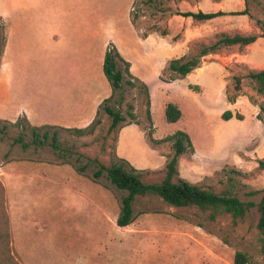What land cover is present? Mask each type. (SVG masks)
I'll use <instances>...</instances> for the list:
<instances>
[{"label":"rangeland","instance_id":"1","mask_svg":"<svg viewBox=\"0 0 264 264\" xmlns=\"http://www.w3.org/2000/svg\"><path fill=\"white\" fill-rule=\"evenodd\" d=\"M145 1L137 0L131 12L137 17L133 27L139 35L156 34L150 41L149 82H144L152 94V125L145 116L144 95L136 89L125 86L109 105L124 116L131 105L144 131L152 127V136L158 140L172 134L164 118L165 105H177L183 112L180 126L195 149L193 155L179 158L180 177L216 192L228 188L230 180L241 201L258 203L264 190V167L260 165L264 161V97L254 91L246 75L264 69V40L252 50H223L202 59V71L162 82L160 76L165 80L172 76L170 60L191 57L202 43L193 37L198 22L173 14L196 13L205 9L209 0H158L153 5ZM246 1L245 18L251 27L238 22L236 27L261 35L264 0ZM214 2L230 16L218 19L214 29L231 32L232 18L239 19L230 15L238 12L237 3ZM162 31L167 35L161 36ZM1 48L0 37V56ZM234 76L242 79L239 92L233 90ZM188 84L200 86L201 92L195 96L187 93ZM227 110L244 119L223 120ZM98 119L101 123L91 135L77 137L64 130H49L48 145L25 149L22 144H29L30 132L0 123V182L9 192L5 206L10 247L19 264H234L237 252L246 256L248 264H264L255 209L233 225L228 215L211 221L194 208H174L154 196L136 197L134 222L127 228L117 227L125 192L111 184L101 167L116 160L119 129L108 132L110 120L103 109ZM54 135L56 149L49 145ZM18 138L23 142L14 143ZM151 149L153 153L142 156L146 159L142 180L158 183L165 165L160 156L168 158L173 150L170 143ZM35 164H41L42 173L38 174L45 180L30 178Z\"/></svg>","mask_w":264,"mask_h":264},{"label":"crops","instance_id":"2","mask_svg":"<svg viewBox=\"0 0 264 264\" xmlns=\"http://www.w3.org/2000/svg\"><path fill=\"white\" fill-rule=\"evenodd\" d=\"M134 2L0 0V19L5 35L0 56V119L15 122L19 118H26L35 127H87L96 117L102 102L112 94L103 74L104 56L110 43L130 63V73L148 84L150 41L156 34L148 33L143 37L134 29L131 24ZM235 2L238 12L246 10L244 0ZM221 7V4L209 0L201 12L227 14ZM223 17L230 18L224 15L198 22L193 36L196 41L209 44L219 33L251 35V31L236 27L237 22L251 27V21L245 15L236 16L238 20L231 17L235 23L231 25V32L214 29L219 23L218 19ZM262 40L258 38L242 50H252ZM135 46L137 49L134 51L132 48ZM234 48L239 49L237 45L230 49ZM210 56H213L212 53L205 58ZM240 61L243 63L244 60ZM202 68L191 73L202 71ZM191 73L184 78L190 77ZM187 87V93L193 96L201 92L198 85L188 84ZM149 94L152 95L150 90ZM182 118L183 112L178 122L168 123L172 134L184 130L180 126ZM153 138L157 139L154 134ZM151 147L141 125L131 124L119 129L116 155L133 168L146 170V159L142 156L153 153ZM160 157L166 162L167 157ZM40 165L35 164L30 168V178L45 180L46 177L41 178L38 174L41 172ZM4 189L8 200L6 184Z\"/></svg>","mask_w":264,"mask_h":264},{"label":"trees","instance_id":"3","mask_svg":"<svg viewBox=\"0 0 264 264\" xmlns=\"http://www.w3.org/2000/svg\"><path fill=\"white\" fill-rule=\"evenodd\" d=\"M137 0H135L136 2ZM245 5H247V1ZM134 2V4H135ZM158 0H146L145 4L153 5ZM133 4V5H134ZM183 18H191L195 22H204L220 16L226 15L223 12L217 13H203L198 12H182L176 13ZM230 15H248L247 9L242 12H232ZM136 15L131 12V24L135 26ZM161 36L167 35L166 31H162ZM146 37V34H142ZM0 37L2 39V49L5 45L4 28L0 19ZM258 38L264 39V33L261 35L251 34L248 36H242L240 34H227L219 33L214 36V40L210 41L209 44L199 43L197 45V51L191 57H180L177 59L170 60L168 64V70L172 73L169 79H163L161 76L159 79L162 82L171 83L181 78H184L193 70L197 69L201 65V60L208 55L218 54L223 50L230 49L232 46H238L239 49H243L246 45L253 44ZM103 74L106 76L112 94L109 98L105 99L99 107L94 120L85 128L82 129H65L54 126H40L35 127L28 123L26 118H19L15 122L2 121L0 123L9 124L12 126L20 127L22 130H28L30 132L31 140L29 144H22V148H28L29 145H33L35 148H42L48 145V131L49 130H64L72 132L77 137L91 135L95 129L100 125L98 116L103 109L110 120L108 132H112L116 129H121L124 126L131 124L140 125L136 115L132 112L133 107L128 106L126 116L120 112L114 110L109 103L111 102L114 94L117 91H122L124 87L130 89H136L140 94L144 95V106L145 116L149 125H152L151 118V100L147 86L139 79L134 77L130 73V63L126 61L118 52L113 44H109L103 62ZM246 78L249 80L254 91L264 97V69L261 70H250L248 71ZM242 79L239 76L233 77V90L239 92L241 90ZM229 102L232 99H228ZM263 108L261 107V110ZM182 117V112L177 105L173 103H167L164 107V118L167 123H176ZM235 117L237 120H243L241 114L233 115L229 110L222 114V119L225 121ZM128 119V120H127ZM258 120H262L260 114L257 115ZM42 132V134L40 133ZM145 136L148 143L151 146H158L162 143H170L173 150L172 156L166 159L163 178L158 183H147L142 180V174L144 171L136 170L131 167L124 159L118 158L112 162L109 167L102 166L101 169L107 172L108 180L118 190L125 192V195L120 199V212L116 219V225L119 228H127L130 226L135 219L133 214V202L136 197H149L154 196L167 203L174 208H194L201 213H206L209 220L214 221L218 217L223 215L230 216L233 225H237L240 220L252 210L255 209L257 214L256 228L260 234V254L264 263V190L258 203L254 202H243L239 199L234 191V185L228 181V188L221 192H216L212 188H203L184 180L180 177L178 171L179 158L183 155H193L195 153L194 146L190 139V136L181 130L168 135L162 139H154L152 136V127H149L145 131ZM22 138H18L14 143H22ZM57 139L55 135L51 138L52 149H56ZM65 164H71L65 162ZM261 167H264V161L260 162ZM101 171L95 174L99 176ZM259 194V192H252L251 195ZM10 229H9V218L5 206V189L0 182V264H19L14 259L10 247ZM234 264H248V260L245 255L240 252L235 254Z\"/></svg>","mask_w":264,"mask_h":264}]
</instances>
